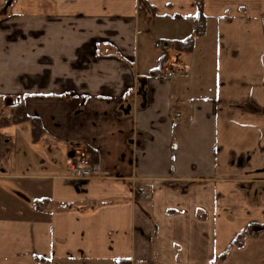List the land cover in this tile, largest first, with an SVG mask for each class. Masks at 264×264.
<instances>
[{"label":"crops","instance_id":"obj_1","mask_svg":"<svg viewBox=\"0 0 264 264\" xmlns=\"http://www.w3.org/2000/svg\"><path fill=\"white\" fill-rule=\"evenodd\" d=\"M17 106L43 133L0 125V264H264L233 245L264 226V0H0Z\"/></svg>","mask_w":264,"mask_h":264},{"label":"trees","instance_id":"obj_2","mask_svg":"<svg viewBox=\"0 0 264 264\" xmlns=\"http://www.w3.org/2000/svg\"><path fill=\"white\" fill-rule=\"evenodd\" d=\"M197 4H200L201 0H195ZM205 19L200 15L194 20V29L197 35H201L203 33ZM173 47L175 50L180 52H189L193 48V42L190 40L180 42L173 41ZM166 56H163L161 60L163 61ZM25 121L30 122L32 127V136L34 140L40 138L43 133L42 127L40 125V121L36 118H30L25 114V110L22 106H17L14 109V112L9 117H4L0 121L1 126H7L9 124H19ZM259 233H264V226H250L245 231L240 233L235 240L233 241L234 246H241L243 240L249 236H256ZM124 264V263H123Z\"/></svg>","mask_w":264,"mask_h":264},{"label":"built area","instance_id":"obj_3","mask_svg":"<svg viewBox=\"0 0 264 264\" xmlns=\"http://www.w3.org/2000/svg\"><path fill=\"white\" fill-rule=\"evenodd\" d=\"M187 67H171L169 70H159L153 73V78L169 80L177 76H185ZM97 167L89 161L88 156L84 152H76L70 163V178L73 180L91 179L96 176ZM142 199H149L150 195L140 192Z\"/></svg>","mask_w":264,"mask_h":264},{"label":"rangeland","instance_id":"obj_4","mask_svg":"<svg viewBox=\"0 0 264 264\" xmlns=\"http://www.w3.org/2000/svg\"><path fill=\"white\" fill-rule=\"evenodd\" d=\"M7 114H8V110L7 111H1L0 110V117H3L5 115H7Z\"/></svg>","mask_w":264,"mask_h":264}]
</instances>
